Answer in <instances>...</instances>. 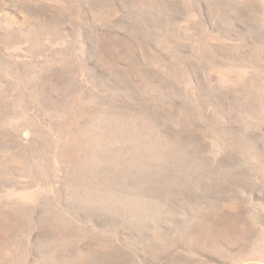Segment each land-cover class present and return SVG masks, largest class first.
<instances>
[{
    "label": "rangeland",
    "instance_id": "obj_1",
    "mask_svg": "<svg viewBox=\"0 0 264 264\" xmlns=\"http://www.w3.org/2000/svg\"><path fill=\"white\" fill-rule=\"evenodd\" d=\"M0 264H264V0H0Z\"/></svg>",
    "mask_w": 264,
    "mask_h": 264
}]
</instances>
